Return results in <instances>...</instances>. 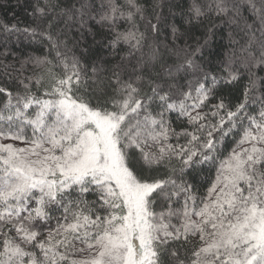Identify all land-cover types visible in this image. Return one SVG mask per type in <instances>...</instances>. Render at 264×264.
I'll return each instance as SVG.
<instances>
[{
    "label": "snow or ice",
    "instance_id": "6c2138e0",
    "mask_svg": "<svg viewBox=\"0 0 264 264\" xmlns=\"http://www.w3.org/2000/svg\"><path fill=\"white\" fill-rule=\"evenodd\" d=\"M167 4L35 0L34 26L0 24V264H264V0ZM217 20L248 41L214 70Z\"/></svg>",
    "mask_w": 264,
    "mask_h": 264
},
{
    "label": "trees",
    "instance_id": "16d2710c",
    "mask_svg": "<svg viewBox=\"0 0 264 264\" xmlns=\"http://www.w3.org/2000/svg\"><path fill=\"white\" fill-rule=\"evenodd\" d=\"M140 2L145 3L149 7H151L152 4L162 5L163 12L167 13L168 11L167 0H140ZM33 3H35V0H0V24L3 23H7L9 25L16 24L17 27L19 28L34 26L33 17L29 15V13L32 12L31 5ZM157 10L159 11L160 9ZM242 15L246 18L248 23L255 22V18L253 14L247 7H244L242 9ZM212 19L215 20V17H212ZM175 22L179 24L180 21L178 16ZM216 23H217V28L215 29V36L209 37L210 40L209 46L204 51L205 58L211 59L212 64L214 66V70L217 68V66H222L221 62L227 64L229 55L232 53L234 49L236 50V54L239 55V48L244 44H246L248 41V36H246L245 33L241 31L243 22L241 23V27H237L235 25H228V24L221 25L220 21L218 20L216 21ZM125 26L126 25H122L120 30H123ZM256 26L258 27V24ZM97 27L99 28V26ZM257 35H259V33H257ZM195 36L202 39V33L200 31H196ZM97 39H99V36H97ZM232 40H236L238 41V43L233 44ZM88 43L91 44V38H89ZM11 46L13 50L17 52H26L34 56H40V57H43L45 55V45L39 42L29 44L27 41L21 38V42L18 47L15 43H13ZM69 47H71V45H69ZM119 48L121 49L119 52L115 54H109L108 52L101 51L100 48H98L96 45H92V55H90L87 60H82L81 64L83 66H86L85 70L89 76H91L94 62L96 63L97 67H100L102 65L103 69H105V71H102L100 73L101 76L110 75V70L113 68V66L117 65L120 62L121 56L127 54L128 46L126 44L121 43V45H119ZM145 51H147V49H145ZM72 54L73 53H69V56H71ZM75 54L79 56V51L75 50ZM98 57H101L102 60H98L97 59ZM50 58L51 57H49V59ZM236 67L240 68L241 66L237 64ZM47 68L48 65H43V66L30 65L27 67L25 71V75L35 74L36 76H45V84H46ZM53 70L57 73L62 71L60 67H56ZM241 71H243L242 68ZM243 83L244 81H240L234 87L222 89L221 92L224 95L231 94L233 97V103H236L238 102L236 98L242 96ZM37 87L33 88L34 92L37 91ZM43 91L44 88L39 87V93H43ZM99 91H104L103 85L98 86V92ZM108 91L110 92L111 90L109 89ZM0 103H3L2 97H0ZM173 127L179 130V127L176 124V122H173ZM238 138L239 137H236L235 139ZM235 139L229 138V140L226 141L228 150H230L234 146ZM152 175H155V173L147 172V171L145 172L146 177ZM213 176H214V169L212 170V172H205L201 174V176L198 178L200 180V185H198L199 194H203L205 192L206 188L209 186L206 181L211 180ZM89 199H93V197H89ZM74 258L79 259L77 255Z\"/></svg>",
    "mask_w": 264,
    "mask_h": 264
},
{
    "label": "rangeland",
    "instance_id": "374dc122",
    "mask_svg": "<svg viewBox=\"0 0 264 264\" xmlns=\"http://www.w3.org/2000/svg\"><path fill=\"white\" fill-rule=\"evenodd\" d=\"M4 142H11V141H4ZM17 146H22V145H19V144H18ZM77 246L79 247V245H77ZM83 255H86V253L83 254ZM77 256H78L79 258H81V255H80V254H78Z\"/></svg>",
    "mask_w": 264,
    "mask_h": 264
}]
</instances>
